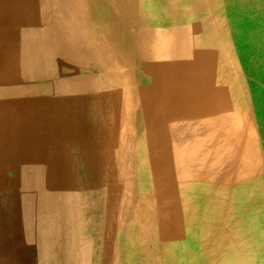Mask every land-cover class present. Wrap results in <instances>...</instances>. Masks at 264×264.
Listing matches in <instances>:
<instances>
[{
  "label": "rangeland",
  "instance_id": "rangeland-1",
  "mask_svg": "<svg viewBox=\"0 0 264 264\" xmlns=\"http://www.w3.org/2000/svg\"><path fill=\"white\" fill-rule=\"evenodd\" d=\"M212 10L0 0V264H208L196 202L264 173V55L239 58Z\"/></svg>",
  "mask_w": 264,
  "mask_h": 264
},
{
  "label": "bare ground",
  "instance_id": "bare-ground-1",
  "mask_svg": "<svg viewBox=\"0 0 264 264\" xmlns=\"http://www.w3.org/2000/svg\"><path fill=\"white\" fill-rule=\"evenodd\" d=\"M209 6H212L213 19L217 21L219 15L224 11L228 13L224 15L222 23L228 25V36L230 46L235 50L239 58L254 57L259 58L264 55V0H207ZM205 2V1H204ZM136 7V6H135ZM208 9V8H207ZM138 10V9H137ZM186 10V9H184ZM204 12V11H203ZM198 18L209 20L207 14L201 13L198 10ZM217 15V16H216ZM139 16V15H138ZM135 17V15H134ZM177 17V16H176ZM193 17V16H191ZM132 18V17H131ZM163 18V17H162ZM182 18V17H181ZM210 18V16H209ZM172 19V18H171ZM187 19V18H186ZM191 19V18H190ZM212 19V21H213ZM177 20V19H176ZM184 20V17H183ZM195 20V19H193ZM186 21V20H185ZM172 22V21H171ZM181 22V21H180ZM208 22V21H207ZM160 23V22H159ZM158 23V24H159ZM162 23V22H161ZM190 23V22H189ZM198 23V22H197ZM202 23V22H201ZM205 23V22H204ZM176 24V22H175ZM213 24V23H212ZM160 25V24H159ZM171 25V24H170ZM202 25V24H201ZM200 25V27H201ZM210 26V25H209ZM218 26V24H217ZM211 27V26H210ZM220 27V25H219ZM218 28V27H217ZM247 29L251 33L248 39L251 41H241L238 30ZM206 28L205 30H207ZM215 30V29H214ZM216 32V31H215ZM214 32V33H215ZM219 32V31H218ZM222 32V31H221ZM213 33V34H214ZM217 33V32H216ZM196 34V33H195ZM124 35V33H123ZM199 35V34H198ZM210 35V34H209ZM216 35V34H215ZM213 36V35H212ZM203 39V38H202ZM217 39V38H216ZM256 43H252L254 40ZM245 40V39H244ZM203 41V40H202ZM131 43V42H130ZM206 43V42H205ZM252 43V44H251ZM127 45V44H126ZM198 45V44H197ZM206 45V44H205ZM207 46V45H206ZM209 47V46H208ZM206 47V48H208ZM105 48V47H104ZM107 49V48H106ZM203 49V47H202ZM209 49V48H208ZM231 49V50H232ZM237 49V50H236ZM105 51V50H104ZM196 51V49H195ZM139 52V51H138ZM198 52V50H197ZM209 53V51H208ZM232 53V52H231ZM213 54V53H212ZM234 54V53H233ZM240 56H239V55ZM211 55V54H210ZM215 55V54H214ZM235 55V54H234ZM236 56V57H237ZM140 57V56H139ZM217 59V58H216ZM220 59V58H219ZM238 60V59H236ZM148 61V60H147ZM159 61V60H158ZM169 61V60H168ZM217 62V60H216ZM143 63V62H141ZM223 63V62H222ZM146 64V63H145ZM158 64V63H157ZM163 65V64H162ZM220 65V64H219ZM158 66V65H157ZM160 66V65H159ZM221 66V65H220ZM224 67V66H223ZM156 68V67H155ZM162 68V67H161ZM164 68V67H163ZM221 68V67H220ZM229 67L227 68V70ZM232 69V68H230ZM245 69V68H244ZM150 70V69H149ZM137 71V70H136ZM155 71V70H154ZM217 71V70H216ZM149 72V71H148ZM230 72V70H229ZM228 72V74H229ZM231 71L230 73H232ZM127 74V73H126ZM129 74V73H128ZM139 74V73H138ZM224 73H222L223 75ZM227 74V73H226ZM234 73H232L233 75ZM230 75V74H229ZM116 76V75H115ZM128 76V75H127ZM240 77V76H239ZM99 77H94L91 80L93 86L101 83ZM166 78V77H165ZM188 78V77H187ZM225 78V77H224ZM230 78V77H229ZM234 78V77H231ZM242 78V76H241ZM123 79V78H122ZM127 79V78H126ZM129 79V78H128ZM237 78H235L236 80ZM240 79V78H239ZM233 80V79H232ZM234 80V81H235ZM243 80V79H242ZM115 81V80H114ZM154 81V80H153ZM189 81V78H188ZM223 81V80H222ZM231 81V80H230ZM233 81V82H234ZM264 81V80H263ZM187 82V81H186ZM232 82V81H231ZM241 82V81H240ZM141 83V82H140ZM143 83V82H142ZM228 83V82H227ZM165 84V83H164ZM245 84V82H244ZM159 85V84H158ZM227 86V85H226ZM236 86V85H235ZM239 86V85H238ZM237 86V87H238ZM183 88V87H182ZM233 88V87H232ZM240 88V87H239ZM243 88V87H242ZM248 89V88H247ZM148 90V89H147ZM163 90V89H162ZM234 90H236L234 88ZM238 90V89H237ZM240 90V89H239ZM243 90V89H242ZM137 91V90H136ZM135 91V92H136ZM231 91V90H230ZM246 91V90H245ZM163 92V91H162ZM203 92V91H201ZM237 92V91H236ZM209 93V92H208ZM232 93V92H231ZM166 94V93H165ZM237 94V93H236ZM208 95V94H207ZM222 95V93H221ZM233 95V94H232ZM241 95V93H240ZM239 95V96H240ZM202 96V95H201ZM235 96V95H234ZM238 96V95H237ZM238 96V97H239ZM236 97V96H235ZM145 98V97H144ZM217 98V96H216ZM209 99V98H208ZM240 99V98H239ZM238 100V99H237ZM242 100V99H241ZM240 100V102H242ZM144 101V100H143ZM205 101V100H203ZM210 101V100H208ZM217 101V100H216ZM219 101V100H218ZM223 101V100H222ZM128 104V103H127ZM213 104V103H212ZM222 104V102H221ZM220 104V105H221ZM231 104V103H230ZM243 104V103H241ZM207 105V104H206ZM240 105V104H238ZM237 105V106H238ZM208 106V105H207ZM216 106V105H215ZM253 106V105H252ZM212 107V106H211ZM217 107H219L217 105ZM232 107V106H231ZM249 107V106H248ZM127 108V107H126ZM206 108V107H205ZM142 109V107H141ZM217 110V109H216ZM236 110V109H235ZM242 110V109H240ZM205 111V110H204ZM218 111V110H217ZM234 111V110H233ZM264 103L257 110L259 117L263 120L262 127L264 131ZM248 112V111H247ZM185 113V112H184ZM217 113V112H216ZM215 113V114H216ZM236 113V112H235ZM205 114V113H204ZM246 114V113H245ZM248 114V113H247ZM246 114V115H247ZM210 115V113H209ZM217 115V114H216ZM222 115V114H221ZM234 115V113H233ZM205 116V115H203ZM239 116V115H238ZM248 116V115H247ZM247 116L245 117L247 119ZM250 117V116H248ZM231 118V117H229ZM146 119V118H145ZM189 119V118H188ZM193 119V118H192ZM219 119L221 120L222 117ZM218 119V120H219ZM243 119V118H242ZM250 119V118H249ZM146 121V120H145ZM233 121V120H232ZM256 121V120H255ZM251 122V121H250ZM170 123L171 122H167ZM173 123V122H172ZM226 123V121H225ZM228 123V121H227ZM231 123V121H230ZM234 123V122H233ZM232 123V124H233ZM173 125V124H172ZM197 125V124H196ZM240 125V124H239ZM190 126V125H189ZM149 127V126H148ZM168 127V126H167ZM174 127V126H171ZM178 127V126H177ZM196 127V126H195ZM76 128V127H75ZM152 128V127H151ZM193 128V127H192ZM249 128V126H248ZM179 129V128H178ZM199 130V128H197ZM245 129V128H244ZM254 129V128H253ZM197 130V131H198ZM170 131V130H169ZM236 131V130H233ZM153 132V131H152ZM251 132V130H250ZM249 132V133H250ZM173 133V132H172ZM233 133V132H232ZM230 134V133H229ZM264 137V132H262ZM200 135V134H199ZM182 136V135H181ZM207 136V135H206ZM247 136V135H246ZM249 136V135H248ZM149 137V136H148ZM147 138V137H146ZM150 139V138H149ZM227 139V138H226ZM257 139V138H256ZM155 140V139H154ZM200 140V137H199ZM146 141V140H145ZM162 141V140H161ZM226 142V141H225ZM148 143V142H147ZM154 145V144H153ZM201 145V144H200ZM230 145V142H229ZM227 145V147H229ZM150 146V145H149ZM156 146V145H155ZM83 148V147H82ZM201 148V147H200ZM226 148V147H225ZM232 148V146H231ZM240 148V147H239ZM147 149V148H146ZM230 150V149H229ZM235 150V149H234ZM202 151V150H201ZM124 152V151H123ZM263 152V151H262ZM202 153V152H201ZM228 153V152H227ZM234 153V151H233ZM236 153V152H235ZM234 153V154H235ZM264 153V152H263ZM196 154V153H195ZM203 154V153H202ZM117 155V154H116ZM124 155V154H123ZM190 155V154H189ZM230 155V154H229ZM191 156V155H190ZM239 156V155H238ZM124 157V156H123ZM150 157V154H149ZM191 158V157H190ZM258 159V158H257ZM149 160V159H148ZM190 161V159H189ZM227 161V160H226ZM192 162V161H190ZM150 163V162H149ZM180 163V162H179ZM258 164V162H256ZM260 163V161H259ZM256 164V165H257ZM193 165V164H192ZM262 165V164H261ZM181 166V165H180ZM231 167V166H230ZM241 167V166H240ZM259 167V166H258ZM181 168V167H180ZM198 168V167H197ZM189 169V168H188ZM231 169V168H230ZM196 170V169H195ZM252 170V169H251ZM152 171V168H151ZM193 171V170H192ZM191 171V172H192ZM200 171V170H199ZM239 171V170H238ZM189 171V173H191ZM197 172V171H196ZM203 172V171H202ZM231 172V171H230ZM233 173V172H232ZM235 173V172H234ZM241 173V172H240ZM238 175V173H237ZM153 176V174H152ZM197 176V175H196ZM208 177V176H207ZM247 177V176H246ZM202 179V178H201ZM208 179V178H207ZM239 179V177H238ZM189 181V179H187ZM192 183V182H191ZM208 183V182H207ZM155 184V181H154ZM209 186V185H208ZM211 186V185H210ZM156 187V186H155ZM200 187V186H199ZM207 187V185H206ZM214 188V187H213ZM217 188V187H215ZM220 189V188H219ZM205 190V196L202 200L199 199L196 203L202 206L203 215L206 216L209 222L206 226L196 225L189 228L188 242L193 247H200V253L208 260V264H212L213 260H217V264H264V173L257 175L253 179H248L246 182L233 184L227 189ZM224 194V197L220 195ZM80 196V195H79ZM180 205V204H179ZM182 207V204L181 206ZM160 209V207H159ZM196 209V208H195ZM161 211V210H160ZM103 214V213H102ZM157 214V213H156ZM101 223V222H100ZM103 234V233H102ZM165 249L166 255L175 254L174 258L181 259L185 254L182 247L170 246ZM208 249V257L205 250ZM199 253V251H198ZM207 253V252H206ZM203 260V259H202ZM177 261V260H176ZM220 262V263H219Z\"/></svg>",
  "mask_w": 264,
  "mask_h": 264
}]
</instances>
